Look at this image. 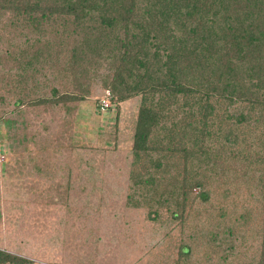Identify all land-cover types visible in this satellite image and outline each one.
Returning a JSON list of instances; mask_svg holds the SVG:
<instances>
[{
  "label": "rangeland",
  "instance_id": "obj_1",
  "mask_svg": "<svg viewBox=\"0 0 264 264\" xmlns=\"http://www.w3.org/2000/svg\"><path fill=\"white\" fill-rule=\"evenodd\" d=\"M22 46L19 29L0 15V251L28 264H257L261 148L242 180L218 161H186L187 176L201 186L182 203L174 184L183 158L133 151L140 97L113 102L102 88L109 61L78 90L53 67L19 70ZM55 90L82 100L55 102ZM256 138L249 134V142ZM218 141L208 138L203 147ZM154 180L155 191H172L159 202L147 187Z\"/></svg>",
  "mask_w": 264,
  "mask_h": 264
},
{
  "label": "trees",
  "instance_id": "obj_2",
  "mask_svg": "<svg viewBox=\"0 0 264 264\" xmlns=\"http://www.w3.org/2000/svg\"><path fill=\"white\" fill-rule=\"evenodd\" d=\"M3 14L23 37L15 57L23 72L53 67L82 90L89 71L109 61L110 77L102 88L113 102L140 97L133 151L183 158L174 184L182 203L201 186L187 176L192 165L186 169V161H218L240 171L242 180L243 169L258 162L260 148L264 152V0H0ZM28 92L19 94L24 98ZM53 95L55 102L82 100L66 91ZM250 133L257 136L252 142ZM211 137L218 145L203 147ZM260 167L257 264H264V164ZM159 185V180L147 185L157 202L171 191L165 184L155 191ZM0 264L28 261L0 251Z\"/></svg>",
  "mask_w": 264,
  "mask_h": 264
},
{
  "label": "built area",
  "instance_id": "obj_3",
  "mask_svg": "<svg viewBox=\"0 0 264 264\" xmlns=\"http://www.w3.org/2000/svg\"><path fill=\"white\" fill-rule=\"evenodd\" d=\"M108 106H109V104L106 103V101H101L98 108L100 111H105V110H107Z\"/></svg>",
  "mask_w": 264,
  "mask_h": 264
}]
</instances>
